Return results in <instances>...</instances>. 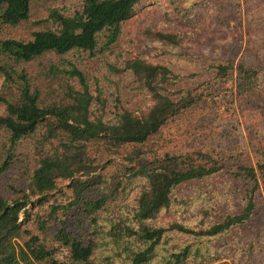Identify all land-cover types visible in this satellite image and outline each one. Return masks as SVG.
I'll use <instances>...</instances> for the list:
<instances>
[{
	"label": "trees",
	"instance_id": "obj_1",
	"mask_svg": "<svg viewBox=\"0 0 264 264\" xmlns=\"http://www.w3.org/2000/svg\"><path fill=\"white\" fill-rule=\"evenodd\" d=\"M61 1L66 0H0V264H93L102 232L123 246L126 264H231L219 251L203 254L196 241L251 221L260 212L264 177L260 184L253 167L239 166L235 176L250 185L243 194L194 188L176 196L226 169L209 151L173 152L160 142L202 93L180 86L169 66L131 59L114 72L133 78L148 104L132 112L116 96L107 113L102 91L96 89L95 96L82 71L66 60L110 52L122 26L149 0H71L73 6H57ZM49 2L56 6H46L32 31V10ZM19 27L28 38L13 34ZM145 35L173 49L181 43L179 34L153 27ZM212 68L218 82L234 71L231 63ZM235 70L245 102L260 99L257 70L244 61ZM116 158L121 163L109 183L104 170ZM258 169L262 175L263 165ZM127 190L134 192L133 225L116 222L122 219L117 202ZM219 203L226 210L214 219ZM169 214L175 220L163 221ZM107 218L109 228L102 231ZM169 232L191 242L155 262ZM244 252L250 255V245Z\"/></svg>",
	"mask_w": 264,
	"mask_h": 264
},
{
	"label": "rangeland",
	"instance_id": "obj_2",
	"mask_svg": "<svg viewBox=\"0 0 264 264\" xmlns=\"http://www.w3.org/2000/svg\"><path fill=\"white\" fill-rule=\"evenodd\" d=\"M58 5L73 6V3L66 0ZM143 5L122 26L120 40L110 52L98 58H92L87 53L69 55L66 60L82 71L95 96L96 89L102 91L107 113L114 107L113 99L116 96L132 112L138 113L139 109L148 104L133 78L114 72V69L122 70L125 61L131 59L169 66L179 77L180 86L202 93L199 104L172 124L160 142L164 149L173 152L196 149L209 151L226 164V169L214 179L185 187L183 191L175 193L176 196L189 195L194 188H201L205 193H218L226 189L234 195L243 194L250 185L241 176H235L236 173L240 175L239 166L253 167L262 184L264 173L261 175L258 165L264 167V158L257 150L264 152V0H149ZM46 6L56 5L49 2L42 6L40 3L32 10V31L38 29L35 21L46 16ZM150 27L179 34L180 46L173 49L150 42L145 35ZM13 34L28 38V31L23 27L16 29ZM240 61L252 66L258 73L260 99H253L252 103H246L237 91L235 69ZM224 63H231L234 71L225 81H215L212 66ZM98 110L96 104L93 112ZM163 140L165 143L162 144ZM120 160L116 158L114 163L106 165L104 175L109 183ZM110 192L108 190L107 194ZM257 198L260 212L247 224L224 236L196 241L203 254L219 251L230 256L226 261L231 264H264L262 185L261 195ZM133 203L134 192L127 190L121 193L117 208L122 219H116V222L121 220L122 225L134 224ZM222 204L219 203L216 211L212 212L214 219H220L223 210H226ZM162 218L163 221L175 220L173 214ZM109 225L110 218H107L101 223L102 231L109 228ZM96 242L93 264L127 263L123 246L114 245L105 232ZM189 242L191 240L188 236L167 233L165 244L158 248L155 262L170 252H177L179 247ZM249 245L250 255L241 253L243 246L246 249Z\"/></svg>",
	"mask_w": 264,
	"mask_h": 264
}]
</instances>
